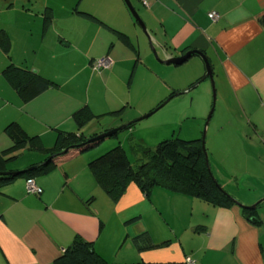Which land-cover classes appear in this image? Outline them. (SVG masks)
Here are the masks:
<instances>
[{"label":"crops","instance_id":"1","mask_svg":"<svg viewBox=\"0 0 264 264\" xmlns=\"http://www.w3.org/2000/svg\"><path fill=\"white\" fill-rule=\"evenodd\" d=\"M130 1L159 59L181 56L184 49L205 55L213 75L222 81L226 107L234 105L236 116L252 128L257 144L248 147L264 156V26L256 19L264 0ZM213 11L219 14L216 22L207 16ZM0 29L10 38L9 58L0 49V150L10 145L5 133L10 123L50 148L59 131H76L72 116L85 106L96 116L104 115L102 120L115 119L113 129L136 121L171 92L183 90L171 76L180 66L154 58L123 0H12L11 5L0 0ZM104 57L111 67L93 72L91 61ZM8 62L27 66L56 86L23 102L2 76ZM191 63V69L202 74L203 63ZM115 111L117 117L110 115ZM137 125L121 132L125 140L134 138ZM231 135L236 142L238 134ZM107 148L83 152L62 170L37 177L38 195L26 193L23 177L4 187L0 264H53L75 236L91 242L109 264H264L261 237L253 234L255 226L244 220L238 205L217 208L160 189L145 197L134 186L136 198L149 203L146 212L154 213L153 222L147 223L127 192L111 203L88 169ZM256 161L264 167V157ZM254 195L240 202L250 206ZM91 196L95 201L88 205ZM176 202L198 209L185 214L177 211ZM136 215L139 221L124 225L123 220ZM111 224L114 236L105 238ZM145 231L156 247L139 253L131 239Z\"/></svg>","mask_w":264,"mask_h":264},{"label":"trees","instance_id":"2","mask_svg":"<svg viewBox=\"0 0 264 264\" xmlns=\"http://www.w3.org/2000/svg\"><path fill=\"white\" fill-rule=\"evenodd\" d=\"M7 4L11 5V1H8ZM133 8L138 10L137 7L133 6ZM83 14L92 16L91 14ZM256 19L264 26V10L256 16ZM133 21L138 25L134 18ZM0 49L9 58L10 38L4 29H0ZM186 52L187 49H184L181 53L183 55ZM102 59L109 58L104 57ZM98 60L100 59L93 60L90 63V68L95 73L106 70L94 69V64ZM2 76L23 102H29L56 86L53 80L29 67L16 66L11 62H8L4 67ZM201 78H198L190 86ZM174 93L176 92H171L149 113ZM117 114H119V111L110 113L114 117H117ZM103 116L94 115L86 106L77 110L72 116L76 131H59L53 146L50 148L45 147L38 136L28 135L18 125L10 123L5 129L10 145L0 150V193L5 194L4 187L20 177L26 179V184L28 180L35 184L34 180L37 177L44 176L56 168L62 170L65 164L110 138L93 140L98 134L92 133V135L86 136L83 132V129L91 125L94 120L97 126L100 125L101 127L100 122H105V120H102ZM116 122L115 119L106 122L109 127L107 129H104V127L100 134L111 130L110 126L115 125ZM134 125L135 123H128L124 130L132 129ZM201 142V139L182 140L171 137L163 139L155 147L150 148L134 141V138L130 136L128 143L135 155L139 156L136 165L130 163L125 148L117 141L113 143V146L109 147L108 145V148L105 149L108 150L107 152L103 151L105 153L101 152L92 159L88 163V169L99 188L113 204H116L123 197L128 186L132 183L145 197L150 196L153 190L160 189L172 194L195 198L217 208H230L237 205L235 199L221 188L219 181L211 174ZM37 188L41 191L39 186ZM31 195L38 194L36 192ZM94 201L95 197L91 196L87 200V204L91 205ZM262 202L255 209H249L246 206L240 207L244 220L252 226L259 227L262 225L263 219L258 212ZM139 220L140 216L136 215L124 221V225L133 224ZM131 242L139 253L156 247L147 231L134 236ZM188 263L194 264L193 261ZM53 264L109 263L95 250L91 242L75 236L72 242L53 261Z\"/></svg>","mask_w":264,"mask_h":264},{"label":"rangeland","instance_id":"3","mask_svg":"<svg viewBox=\"0 0 264 264\" xmlns=\"http://www.w3.org/2000/svg\"><path fill=\"white\" fill-rule=\"evenodd\" d=\"M157 53L159 55L161 51ZM195 58L202 62L199 57ZM196 59H190L184 65L177 67V73L173 71L171 75L182 87L183 90H181V92H186L188 90L187 93L172 99L157 113L139 122V125L134 128L136 129L133 132L134 139L143 141L144 143H142L145 146L149 145L155 147L163 139H169L171 137L182 140L202 138L205 122L212 104V85L209 80H205L195 89L191 90V86L188 87L195 80L205 75V66L203 62L202 74H198L199 72L191 69V62ZM213 82L216 92L215 105L212 117L206 128L205 136V150L207 151L209 170L213 177L219 181L221 188L233 197L239 206H246L240 202L243 198L256 194L254 195L256 201L250 205L253 206L259 201L264 200V167L262 168L259 166V163L256 161L257 157L264 156H262L263 154L260 155L254 152L253 147H248H256L255 144H257L252 128L248 127L247 124L245 125L246 122L240 115L236 116V108L234 105L232 107L228 104L229 108L226 107L228 102L223 101L221 92L222 85H220L222 81L217 76H214ZM106 122L107 121L100 122L102 125L101 128L100 125L97 126V123L94 121L91 125L83 129V132L86 136H90L92 133L99 135L104 127V129L109 127ZM233 133L239 136L236 142L233 140V138L236 137L231 135ZM123 136L124 133H118L117 136L106 139L88 152L101 151L106 146L120 141L125 148L130 163L136 165L135 163L139 156L137 157L135 155L128 141L125 140ZM241 141L243 143H241ZM104 151L107 152L108 150ZM133 187L134 184L131 183L126 191L129 200L133 203L132 206L144 211L145 222L148 223L154 220V217H152L154 213H150L149 211L146 212L147 209H149L148 201H145V199H137ZM176 203V207H178L177 211L185 214H188L192 208L195 212L198 209V206H187L183 203ZM171 206V204H168L166 208L171 210ZM258 212L261 215L263 214V224L259 227H255L256 233L254 231L253 234L261 237L260 243L264 244V201L261 203ZM114 231L115 229H113L111 224L110 228L106 231L105 238L113 237ZM245 243L246 242L243 244Z\"/></svg>","mask_w":264,"mask_h":264},{"label":"water","instance_id":"4","mask_svg":"<svg viewBox=\"0 0 264 264\" xmlns=\"http://www.w3.org/2000/svg\"><path fill=\"white\" fill-rule=\"evenodd\" d=\"M4 1L5 2H8V1H12V0H4ZM123 1H124L125 5L127 6L129 12L131 13L132 17L138 23V25L142 29L143 33L147 37V39L149 41V45H150V50L152 51L155 59L159 63L164 64V65H167V66L168 65L181 66L182 64L186 63L189 59H191V57H193V56H197V57H199L203 61L204 65H205V75L198 82H196L195 84H193L190 89L191 90L192 89H195L201 82H203L205 80H209L211 82V85H212V104H211L210 112H209V114L207 116V119H206V122H205V129H204V132H203L202 138H201L202 148L204 150L206 163L208 165V157H207V152L205 150V136H206V128H207V126L209 124V121H210V119L212 117V114H213V111H214L215 98H216V92H215L214 82H213L214 75H213V71H212V68H211V65H210L208 59L205 57V55L202 52L197 51V50L187 51L185 54H183L181 56H178V57H168V56H165L164 60L159 59V57L157 56L156 51L154 49V46L151 43L150 35H149V33H148L147 29H146V26L144 25L143 21L139 17L138 13L133 8L131 1L130 0H123ZM187 91L186 92H177V93H174L169 98H167L162 104H160L155 110H153L152 112H150V113L142 116L141 118L137 119L136 121H133V122H130V123H137V122L143 121L145 119H148L149 117H151L152 115H154L155 113H157L159 110H161L163 107H165L172 99H174L176 97H179V96L183 95L184 93H187ZM127 126H128V124H124L122 126L113 128V129H111L109 131H105L102 134H100V135L96 136L95 138H93V140L104 139V138H107V137L114 136V135L118 134L119 132L123 131ZM91 141H92V139H91ZM262 201H264V200H262ZM262 201H259L255 205L250 206V207H247V208H249V209H255L256 206L260 202H262ZM239 207L242 208L244 206H239Z\"/></svg>","mask_w":264,"mask_h":264},{"label":"built area","instance_id":"5","mask_svg":"<svg viewBox=\"0 0 264 264\" xmlns=\"http://www.w3.org/2000/svg\"><path fill=\"white\" fill-rule=\"evenodd\" d=\"M144 4H146L144 2ZM208 18L211 20V22H216L219 19V14L216 12H210L208 13ZM111 66V61L109 59H100L94 64V69L100 70V69H108ZM26 191L30 194H35L37 192L40 193V189L37 188V186L31 181L28 180L26 184ZM191 263V261H188Z\"/></svg>","mask_w":264,"mask_h":264}]
</instances>
